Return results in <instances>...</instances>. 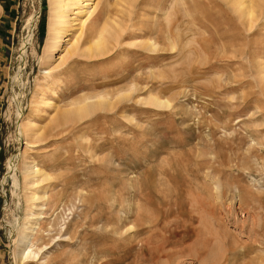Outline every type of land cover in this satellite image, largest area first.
Segmentation results:
<instances>
[{
  "label": "rangeland",
  "instance_id": "1",
  "mask_svg": "<svg viewBox=\"0 0 264 264\" xmlns=\"http://www.w3.org/2000/svg\"><path fill=\"white\" fill-rule=\"evenodd\" d=\"M97 2L79 41L116 40L47 79L46 0H0V264L264 263V0Z\"/></svg>",
  "mask_w": 264,
  "mask_h": 264
},
{
  "label": "bare ground",
  "instance_id": "2",
  "mask_svg": "<svg viewBox=\"0 0 264 264\" xmlns=\"http://www.w3.org/2000/svg\"><path fill=\"white\" fill-rule=\"evenodd\" d=\"M258 1L260 0H247V1L246 0H227V2L231 3V7L234 9V11L237 14H239V17L241 18L246 17V19L248 20L251 17L253 5L255 6V4ZM46 4H47V17H46L47 18V30H46L47 34L45 38V43H44V48H43L41 59H42V64L46 65V68H47V70L44 72L45 75H47L46 77L47 79L51 78V73L54 71V69L58 65H60L63 62L65 57L67 56L69 57L71 55L72 56L78 55V53H82V55H84L83 53H85V55L88 54L90 56L91 55H97V56L102 55L104 51L105 53H107L106 50L108 49L107 47H108L109 41L116 40V34L119 31V27L117 28V26L114 25L116 26V28H114L112 24L110 26V22L108 23L107 22L108 19L105 18L106 21L105 23L103 22L104 25H102L101 28H99L98 30L95 29L96 31L93 32L94 34L92 35L93 37L90 36L91 38H88V35H87L84 38L85 40L79 41L80 35H81L80 31H82L85 21H87V19H89L92 13L94 12L96 4H98L97 0H46ZM72 15H75V16L72 17ZM72 25L78 26L77 27L78 33L76 32L75 34L71 36L69 35L67 28L71 27ZM169 44H170V47H172L171 49L175 47L173 46L174 43H171V41H169ZM145 46L148 49L150 48L151 50L152 49L154 50L157 45L155 44V42H151V43H147ZM55 62L57 63L55 64ZM145 100H146V103L148 102L152 106H156V107L167 106L166 101L160 100L159 98L151 96V95H148ZM101 102H98L97 100L88 101L85 98L82 101H79L78 103L73 105V111L75 113L78 112L79 114L84 115L86 112L89 113L90 111H93L96 108H100L101 105L103 104ZM41 103L48 107L52 106L50 100L41 99L40 104ZM73 111L71 109L68 112H64L65 113L63 114L64 116L61 117L62 121L63 120L68 121L70 117L68 115L71 114L70 112H72V115H73ZM19 125L21 127L22 134L23 136H25V138L31 137L32 135L33 136L36 135L37 132L33 131L35 127V123L33 121H29L28 123H24V124L21 123ZM27 128L30 130H27ZM26 130L31 133L29 134L28 132H26ZM10 167L11 166H9V169ZM28 176H32L33 178H38L40 181H45L48 178L47 173L43 171L42 169L35 167V165L32 166L30 170L24 175V178H27ZM14 183L17 184L15 180H14ZM29 198H30L29 200H36L41 197L37 195L36 193H32L29 196ZM30 215L33 216V213H31ZM37 216H38L37 219L40 218V214H38ZM34 219L36 218L34 217ZM34 230H35V224L32 227L30 226V223H29V226H26V227L22 226V228L20 229L19 236H18L20 240L19 243L21 244L23 243L24 245H23V248L20 247V249L21 248L22 249L20 250L19 258H26L34 254V253L33 254L31 253V248L33 245L31 238H32V234L34 233ZM26 231H29L30 233L29 236L26 235ZM262 264L264 263L262 262Z\"/></svg>",
  "mask_w": 264,
  "mask_h": 264
}]
</instances>
